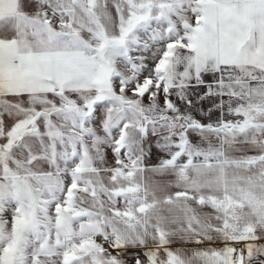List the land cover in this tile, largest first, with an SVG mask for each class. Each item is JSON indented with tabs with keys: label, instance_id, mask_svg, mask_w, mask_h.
I'll return each instance as SVG.
<instances>
[{
	"label": "snow or ice",
	"instance_id": "6c2138e0",
	"mask_svg": "<svg viewBox=\"0 0 264 264\" xmlns=\"http://www.w3.org/2000/svg\"><path fill=\"white\" fill-rule=\"evenodd\" d=\"M0 264H264V0H0Z\"/></svg>",
	"mask_w": 264,
	"mask_h": 264
}]
</instances>
